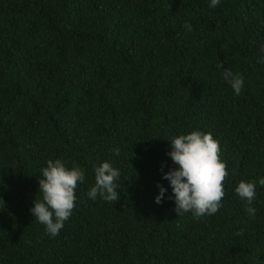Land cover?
<instances>
[{"label":"trees","instance_id":"16d2710c","mask_svg":"<svg viewBox=\"0 0 264 264\" xmlns=\"http://www.w3.org/2000/svg\"><path fill=\"white\" fill-rule=\"evenodd\" d=\"M209 5L0 0V264H264V0ZM193 130L228 171L222 206L200 218L176 215L162 179L169 141ZM50 159L84 172L56 237L30 212ZM105 161L116 203L87 196ZM241 181L256 182L252 218Z\"/></svg>","mask_w":264,"mask_h":264},{"label":"clouds","instance_id":"9594fccd","mask_svg":"<svg viewBox=\"0 0 264 264\" xmlns=\"http://www.w3.org/2000/svg\"><path fill=\"white\" fill-rule=\"evenodd\" d=\"M220 0H210V7L215 8ZM184 27L191 30L187 22ZM264 51V48H262ZM224 79L230 84L236 95L243 88V77L225 70ZM171 151L167 155L175 164L174 169L163 173L171 187L172 194L167 199L175 201L174 212L183 215L191 212L195 218L214 215L222 206L224 198V181L228 176L227 166L220 159V146L211 133L193 130L188 134L175 136L169 141ZM115 155L120 150L113 149ZM163 165L161 167V171ZM95 182L87 192V196L95 200L98 196L106 202L116 203L120 196L115 181L120 171L109 162H102L95 167ZM84 181V172L78 167L67 168L60 160L46 161V167L41 169L39 191L42 199L34 200L30 209L32 217L45 226V232L50 237L59 235L75 207L78 182ZM264 186V178L259 180ZM159 192L155 203L160 204L167 191L163 186L157 185ZM235 193L240 200L247 202L246 212L252 218L256 214L252 201L256 197V182H239ZM242 236L243 231L235 233Z\"/></svg>","mask_w":264,"mask_h":264}]
</instances>
